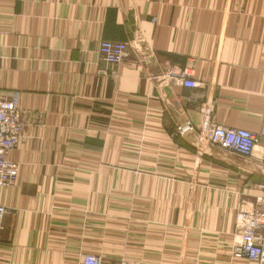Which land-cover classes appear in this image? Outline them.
Returning <instances> with one entry per match:
<instances>
[{"label":"crops","instance_id":"0c3cea01","mask_svg":"<svg viewBox=\"0 0 264 264\" xmlns=\"http://www.w3.org/2000/svg\"><path fill=\"white\" fill-rule=\"evenodd\" d=\"M16 92L0 264H256L233 249L264 194V0H0V100ZM212 124L256 133L254 153L213 144Z\"/></svg>","mask_w":264,"mask_h":264},{"label":"built area","instance_id":"2783aa9c","mask_svg":"<svg viewBox=\"0 0 264 264\" xmlns=\"http://www.w3.org/2000/svg\"><path fill=\"white\" fill-rule=\"evenodd\" d=\"M101 58L111 64H119L128 56V44L122 41L103 40L99 46ZM163 76L178 79L189 88H202V84L194 77L190 68L172 67ZM189 125L180 127L184 131ZM25 123L19 108V94L16 92L9 98L0 100V184L10 186L17 179V164L9 158V153L18 146L24 136ZM210 140L230 152L251 156L259 136L242 127H227L220 124L210 126ZM6 206L0 205V226ZM264 194L250 206L242 207L236 216V232L241 242L233 249V257L246 259L256 264H264ZM83 264H130L122 258L107 261L99 254H87Z\"/></svg>","mask_w":264,"mask_h":264}]
</instances>
